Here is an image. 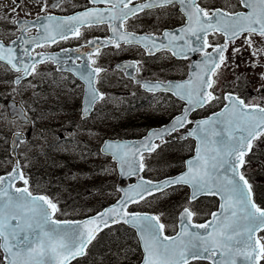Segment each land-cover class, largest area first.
Wrapping results in <instances>:
<instances>
[{
  "label": "snow or ice",
  "instance_id": "6c2138e0",
  "mask_svg": "<svg viewBox=\"0 0 264 264\" xmlns=\"http://www.w3.org/2000/svg\"><path fill=\"white\" fill-rule=\"evenodd\" d=\"M41 12L32 22L11 20L22 33L39 24V39H23L21 56L16 47L17 40L6 44L0 40V62L19 74L10 83L21 84L22 80L36 73L37 66L45 61L58 62V56H45L36 48L80 37L82 27L105 25L110 35L86 41V53L75 51L71 69L86 82V95L81 107V117L86 118L104 94L95 87L97 78L106 69L95 66L101 49L134 47L144 55L154 56L167 50L173 56L188 59L190 54H199L200 62L190 65L193 71L182 83L136 80L142 61L135 60L117 64L119 70L149 92H170L186 103L180 115L169 124L150 129L138 143L107 141L100 150L108 153L117 162L116 171L121 178H136V183L117 187L121 195L115 204L98 211L83 221L53 219L61 211L58 203L47 195H34L29 190V177L19 160L9 172L0 175V264H71L77 257L88 254L89 245L97 234L115 224L131 225L138 234L142 247V264H264V205L257 202L253 184L247 176L255 142L264 137V105L246 103L237 92L227 85L221 87L224 73L231 70L233 84L241 79L236 62L245 51L248 59L244 65L255 70L264 69V0H237L228 6L213 7L204 0H86L83 10L67 17L52 15V11L63 10L67 0H38ZM23 0H18L13 12H18ZM176 8L185 22L179 28L157 30L137 34L128 30V21L138 19L141 14L152 15L155 10ZM238 9V10H237ZM30 15V13H28ZM213 37L210 41L209 37ZM219 37V39H216ZM258 38V39H257ZM240 40L239 45L236 41ZM28 45H32L29 49ZM231 48V52L229 49ZM211 49V51H209ZM86 60L77 64L81 56ZM39 57V59L37 58ZM69 59H72L70 56ZM256 91L264 98V71L257 74ZM216 104L222 105L211 117L194 121L190 116L197 109ZM16 117L26 125L32 120L27 112L12 105ZM194 125L187 133L175 137L198 141L193 158L184 161V170L175 176L163 179H147L143 175L146 159L159 149L174 133ZM14 144L19 145L25 137L15 133ZM151 170V169H150ZM21 183V187H16ZM188 187L189 193L177 213L178 227L175 235L165 234L166 223L162 213L137 211L130 207L138 205L148 197L160 193L163 198L179 188ZM15 193V195L13 194ZM201 197H216L220 203L216 211L209 213L203 223L194 222L199 209L195 202ZM203 230V231H201Z\"/></svg>",
  "mask_w": 264,
  "mask_h": 264
},
{
  "label": "rangeland",
  "instance_id": "374dc122",
  "mask_svg": "<svg viewBox=\"0 0 264 264\" xmlns=\"http://www.w3.org/2000/svg\"><path fill=\"white\" fill-rule=\"evenodd\" d=\"M86 0H67L62 5L63 10L74 9L77 5ZM213 4L215 0H213ZM52 0H49L51 4ZM216 3L223 6L225 0H216ZM231 2L228 0V6ZM176 8H171L170 11L174 16H168L165 11H159L151 16L148 21H158L160 26L162 22H169L170 19L175 21L180 18ZM8 20L11 21L17 15L15 12L5 10ZM30 13V15H28ZM39 6L38 0H23L21 4V17L23 16H36L43 14ZM7 18H4L6 20ZM141 26V25H137ZM240 40L236 41L239 45ZM231 52V48L229 49ZM248 54L245 51L242 57H238L236 62L241 65L236 69V73L241 75V79L233 84L234 74L231 70L224 73L221 80V87L224 90L227 85H231L232 89L242 92L247 99L251 102H264V98H260L259 93L256 91L259 81L257 74L264 69L257 67L255 70L248 68L244 65V60H247ZM161 60H168L167 56H161ZM149 63L146 69H149ZM5 69V70H4ZM0 66V97L10 96L21 101L27 108L33 123L29 126L19 124L18 121L12 120L7 117L5 106L0 103V148L4 149L3 140L6 136L15 130L25 131L30 133V139L22 144L19 150V157L23 162V166L27 173H31L32 180H35L36 192L49 191L55 197L50 196L55 202L58 200L62 203L60 212H65L63 217H80L97 210L103 204H108L114 201L117 197L115 183L117 180V173L115 164L108 157L101 156L95 149V153L83 154L79 148L66 149L63 146L65 143H73L82 149H87L90 145L95 147L100 143L97 127L91 122L83 123L86 130H81L80 117L78 113L72 114L73 111L79 109L81 101L80 90L75 86V83L67 81L66 78L57 77L55 72L50 71L49 67H42L36 70V73L27 81H24L20 86H15L10 83L12 81L11 74L6 72V67ZM108 70L104 75L101 85L107 89L113 86L117 81V77L121 74ZM75 86V87H74ZM123 86L128 88L133 86L131 83H123ZM134 87V86H133ZM112 93H107L105 103L113 102ZM112 98V99H111ZM6 99V98H5ZM115 101V100H114ZM121 104V103H118ZM137 106L132 113L123 114L118 111V118L111 115L109 119L104 120L105 135L113 137V135L124 136L126 133L118 129L124 126L133 127L137 122L153 123L170 117L171 113L176 111L166 107V103L162 104L157 102L151 107ZM101 124H99L100 126ZM74 126L79 127L74 132H68V128ZM93 126V128L91 127ZM74 132V133H73ZM130 132V131H129ZM56 137L60 139V146L55 145ZM71 138V140H68ZM75 138V139H73ZM162 151L160 158L156 160L155 155L147 158L148 162H152L156 167L161 164ZM169 155V154H168ZM167 155V156H168ZM169 160L164 162L165 165L172 167L165 169L159 168V171L154 172L155 175H162L171 172L178 168L180 158L183 155V146L176 148L171 152ZM12 167V160L6 158L0 159V173L2 170H10ZM249 172L255 179L258 185V193L264 199V137L259 141V148L249 166ZM160 197V196H159ZM187 197L186 191H178L169 194L163 198H154L147 203L141 204L147 210L162 213L161 219L167 221L169 232H174L177 213L180 206L185 202ZM208 202L199 205L205 207ZM139 208V205L137 207ZM121 234V233H119ZM119 234L114 236V243L106 251L105 255H92L90 263L88 264H137L138 259L141 257L140 251L137 249V241L133 237L125 236L118 237ZM131 239H129V238ZM88 259V258H87ZM83 264V263H76ZM87 264V263H85Z\"/></svg>",
  "mask_w": 264,
  "mask_h": 264
},
{
  "label": "flooded vegetation",
  "instance_id": "af4514ba",
  "mask_svg": "<svg viewBox=\"0 0 264 264\" xmlns=\"http://www.w3.org/2000/svg\"><path fill=\"white\" fill-rule=\"evenodd\" d=\"M232 2H234V5L237 4V0H231ZM213 0H204V3L210 6H217L218 4L215 3L213 5ZM17 3L18 0H0V39H17L20 37L21 32L18 31L16 29V27L8 20L7 14L5 10H13L14 8L17 7ZM169 9V8H168ZM166 9V10H168ZM166 10H161V9H157L154 11V13L152 15L149 16H145L144 14H141V17L138 19H134V20H129L128 21V30L129 31H134L137 33H142V32H154L157 30H163L165 28H172V27H176V26H180L183 24V20L180 18H177L175 21L172 22V20L170 19L169 22H162L160 27H163V29L158 28V29H154L152 27L154 26H158V21H148V19H151V16H153L155 13L159 12V11H166ZM238 10V9H237ZM178 13V11H175ZM168 16H171L170 13L166 12ZM17 17L14 20H20L21 19V4L19 5V10L17 12ZM178 15H180L178 13ZM4 18H7L6 20H4ZM21 21V20H20ZM176 22V23H175ZM137 25H141V26H137ZM21 26V25H20ZM33 31L29 32V34H32ZM110 34V32L107 30L106 26H92V27H87L82 29L81 31V36L77 37V38H73V39H68V40H64V41H60L58 43H56L53 46H45L43 48H40L37 50V52H41V51H64L65 50H73L75 48L80 47L81 45H84L86 43V41L93 39L95 37H105L108 36ZM210 41L213 39V37H209ZM216 39H219V37H216ZM258 39V38H257ZM8 41V40H6ZM124 48L125 53L121 54V50ZM142 52L141 49L139 48H134V47H126L123 44L121 45V49H116L114 47H109L106 49H102L101 50V54L96 57L94 56L93 58L97 60V65L94 66H99L102 68H106L109 67L110 70L113 69V66L111 65V63L113 61H119V60H124V59H136L138 58V53ZM167 56L169 58L168 61L166 60H161L160 57L161 56ZM146 55H144L145 57ZM147 59H149L150 61H152L153 67L157 68L161 71H166V72H170L172 73L174 76L175 74L179 73V77L178 78H183V67H185V70H188L187 66H188V62L183 60V59H175L171 56L170 53L168 52H163L160 54H157L154 57L151 56H146ZM160 59V60H159ZM137 60V59H136ZM80 60H77L76 62L79 63ZM170 62V64H169ZM46 66H50V67H54L53 63H46ZM142 66V64H141ZM56 74H60V75H70L67 72H58L55 68ZM138 76H141L143 78H147L144 77L142 75H140V72L138 73ZM145 76H151L152 78L153 75L151 74H146ZM167 77H171L169 73H166ZM174 78V77H173ZM171 79V78H170ZM181 106H183L182 103ZM95 111L93 113V115L89 118L86 119L85 121H91L95 119ZM189 128V125L187 126V128H185L184 130H182L183 132H185L187 129ZM173 136H175L173 134Z\"/></svg>",
  "mask_w": 264,
  "mask_h": 264
},
{
  "label": "trees",
  "instance_id": "16d2710c",
  "mask_svg": "<svg viewBox=\"0 0 264 264\" xmlns=\"http://www.w3.org/2000/svg\"><path fill=\"white\" fill-rule=\"evenodd\" d=\"M138 101L142 103V100H140V99H137V100L133 101L132 103H135V104L138 105V103H136ZM142 106H144V105H142ZM153 123H149L148 122V124L154 125ZM146 124L147 123H145V124H140L139 123L138 127L146 126ZM3 144H4V149L0 148V159H2L4 157V158L9 160V158H10L9 150L7 149V147H8V135L3 140ZM1 172H5V169L2 170ZM257 191L258 190H256V188H255L256 200L261 205H264V199H262V197L259 195V193H257ZM59 207H62V203L59 204ZM63 214H64V211L63 212H59V216L60 217H62ZM119 233H121V234H119ZM117 234H119L118 237H120V238L124 237L121 240H124L126 238L125 236H131V237H133L134 241H137L136 236H135L134 232L131 229H129L128 227H126L124 225H118V226L112 227V228L106 230L104 233H102L97 238V240L94 242V244L90 247L89 252L90 253L94 252V253L99 254V255H105L106 251L114 243V239L113 238H114V236L116 237ZM129 239H131V238H129ZM86 259H87V257H86Z\"/></svg>",
  "mask_w": 264,
  "mask_h": 264
},
{
  "label": "water",
  "instance_id": "95a60500",
  "mask_svg": "<svg viewBox=\"0 0 264 264\" xmlns=\"http://www.w3.org/2000/svg\"><path fill=\"white\" fill-rule=\"evenodd\" d=\"M59 17H67V16H59ZM13 47H16L17 49H18V52H19V54L22 56L23 55V52H22V48L20 47H17V44L16 45H14ZM32 48V47H31ZM30 48V49H31ZM189 58H190V65H194V64H196V63H198V62H200V60H201V57H200V55L199 54H190L189 55ZM72 69V68H70V67H66V69ZM193 71V69L190 67V73ZM189 77V76H188ZM188 79V78H187ZM186 79V80H187ZM186 80H183L182 82H184V81H186ZM170 81H168V82H165V84H167V83H169ZM182 82H174V81H171V83H173V84H175V83H182ZM86 83V82H85ZM86 89H87V84H86ZM159 91H161V90H157L156 92H159ZM85 95H86V92H85ZM13 103H15L18 107H22L18 102H16V101H14V100H10L9 102H8V108H9V112H10V116L11 117H16V109L15 108H13L12 107V105H13ZM93 109V108H92ZM15 133H21V132H15ZM14 133V134H15ZM12 135V137H11V155L14 157V163H15V161L16 160H19L18 159V157H17V149H18V147H19V145H16V144H14V141H15V135ZM21 134H23V133H21ZM24 135V134H23ZM24 137H25V139H26V136L24 135ZM144 137H142V138H140V139H137V140H124V141H115V140H106L105 142H107V141H115V142H127V143H130V144H133V143H138V142H140L142 139H143ZM24 139V140H25ZM198 143V142H197ZM104 145H105V143L103 144V146H102V148L104 147ZM105 154H108V153H105ZM110 155V154H109ZM193 158V157H192ZM114 160V159H113ZM115 161V160H114ZM117 167H118V164H117ZM129 178H127V179H123V178H121V176H120V183L118 184V187H124V186H126V185H131V184H128L127 183V180H128ZM136 183V182H135ZM13 194L15 195V193L13 192ZM116 203V202H115ZM114 203V204H115ZM113 205V204H112ZM111 206V205H110ZM109 207V206H108ZM107 208V207H106ZM105 209V208H104ZM93 216H95V215H93ZM91 217V216H90ZM87 218H89V217H87ZM87 218H85V219H83V220H86ZM83 220H76V221H83ZM61 222H63V221H61ZM129 226H131V225H129ZM132 227V226H131ZM106 229V228H105ZM104 230V229H103ZM102 230V231H103ZM102 231H100V232H102ZM201 231H203V230H201ZM99 232V233H100ZM98 233V234H99ZM97 234V235H98ZM77 258H79V257H77ZM77 258H75V259H77ZM75 259H73L72 261H74ZM71 261V262H72ZM141 264H142V262H141Z\"/></svg>",
  "mask_w": 264,
  "mask_h": 264
}]
</instances>
